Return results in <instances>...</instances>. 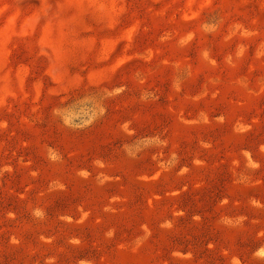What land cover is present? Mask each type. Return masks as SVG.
Returning <instances> with one entry per match:
<instances>
[{
  "label": "rangeland",
  "instance_id": "rangeland-1",
  "mask_svg": "<svg viewBox=\"0 0 264 264\" xmlns=\"http://www.w3.org/2000/svg\"><path fill=\"white\" fill-rule=\"evenodd\" d=\"M0 264H264V0H0Z\"/></svg>",
  "mask_w": 264,
  "mask_h": 264
}]
</instances>
